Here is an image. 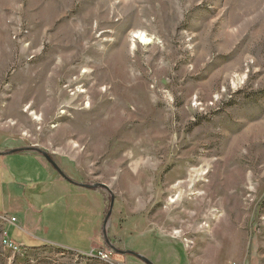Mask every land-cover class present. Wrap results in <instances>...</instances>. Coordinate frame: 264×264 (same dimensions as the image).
I'll use <instances>...</instances> for the list:
<instances>
[{"label":"rangeland","instance_id":"1","mask_svg":"<svg viewBox=\"0 0 264 264\" xmlns=\"http://www.w3.org/2000/svg\"><path fill=\"white\" fill-rule=\"evenodd\" d=\"M31 147L98 192L115 253L8 248L27 205L0 198V264H264V0H0V152ZM47 196L40 236L81 223Z\"/></svg>","mask_w":264,"mask_h":264},{"label":"crops","instance_id":"2","mask_svg":"<svg viewBox=\"0 0 264 264\" xmlns=\"http://www.w3.org/2000/svg\"><path fill=\"white\" fill-rule=\"evenodd\" d=\"M0 153H6L0 154V198L2 206H5L7 200H13V198L17 200L22 196L27 205V208L25 209V219L23 221L17 220V222H15L19 224L16 228H19L21 231V237L18 238L19 242L24 244H27L28 242L50 244L56 247L71 248V250L82 253L95 250V244L100 240L98 236L99 233H97L99 232V229L97 213L94 209L92 210L93 206L89 201L93 198L96 205V203H98L97 201H99L98 192H93L85 186H78L74 183L75 181H68L63 178V176L38 152L26 150L12 154L7 151ZM9 158H12V160L19 163V165L16 166L18 167L19 173L16 171L14 173L12 169L7 166L6 163L9 162ZM27 189L34 191V193L31 194V198L25 194ZM44 194H46V196L50 195L54 197L57 202L65 200L67 209L73 210V213L76 216L80 215L79 219H81V215L83 216L80 220L81 223L70 226V228L66 227L65 229L64 224H62V219L54 222L47 221L44 226L45 237L40 236L38 230L42 219L41 217H38L39 213L36 212L34 206L38 208L35 205L38 200L36 198H39ZM34 199L36 200L34 201ZM22 203L23 201H20V204ZM92 213H95L96 216L94 222L87 220L84 216ZM4 215L6 214L0 212V219ZM8 225L15 226L9 221H6L4 226L5 229ZM66 232H69L71 234L70 237H74L76 241H82L88 246H85L86 248L81 250L78 249V246H73L74 244H70L67 241V238L65 237Z\"/></svg>","mask_w":264,"mask_h":264},{"label":"built area","instance_id":"3","mask_svg":"<svg viewBox=\"0 0 264 264\" xmlns=\"http://www.w3.org/2000/svg\"><path fill=\"white\" fill-rule=\"evenodd\" d=\"M8 221L10 223H15V222H17V219L14 217H10ZM2 237H3L2 242H3L4 246H6L8 248L14 249L17 252H21V251L28 249V246L25 245L24 243H20V242H17L16 240L11 239L10 236L8 235L7 231L4 232V236H2ZM93 251H92L93 255H95L96 257H98L104 261L112 259V256L115 253V250L112 249V247L109 249L97 250L96 254L93 253Z\"/></svg>","mask_w":264,"mask_h":264},{"label":"water","instance_id":"4","mask_svg":"<svg viewBox=\"0 0 264 264\" xmlns=\"http://www.w3.org/2000/svg\"><path fill=\"white\" fill-rule=\"evenodd\" d=\"M37 150L38 152L42 153L43 156L47 159V161L63 176V177H67L66 174L61 170V168L58 166V164L55 162V160L45 151L38 149L36 147H31V148H15L12 151H8V153H17V152H22L25 150ZM0 154H6V153H0ZM69 180V178L67 179ZM105 186V185H104ZM113 205V201L112 204ZM112 208V207H111ZM111 215V210L109 211V213L107 214L106 220H108L109 216ZM128 254H133L139 257V259H142L144 262H146L147 264H154L149 258L143 256V255H139L133 251H128Z\"/></svg>","mask_w":264,"mask_h":264},{"label":"bare ground","instance_id":"5","mask_svg":"<svg viewBox=\"0 0 264 264\" xmlns=\"http://www.w3.org/2000/svg\"><path fill=\"white\" fill-rule=\"evenodd\" d=\"M138 34V33H137ZM141 34V33H140ZM141 37V36H139ZM143 37V36H142ZM141 37V38H142ZM145 40V39H143ZM102 90H106L105 89V86ZM83 91V90H82ZM84 92V91H83ZM87 104H90L89 101L87 102ZM137 111V110H136ZM134 112V111H133ZM129 116H132L131 114L128 113ZM161 115V114H160ZM164 117V116H163ZM167 119V118H166ZM162 120V119H161ZM162 122L164 123V121L162 120ZM168 122V121H167ZM146 125V124H145ZM177 125V124H176ZM150 128V127H149ZM205 171L204 170H201V169H197L194 171V174L191 175L190 177V182L189 183H194L196 180L200 181L204 176H205ZM240 181V180H239ZM238 182V181H237ZM183 183H179L175 188H174V196L170 197V202L169 203H173L175 202L177 199H179L183 193L181 191V188L183 187ZM241 190V189H240Z\"/></svg>","mask_w":264,"mask_h":264},{"label":"trees","instance_id":"6","mask_svg":"<svg viewBox=\"0 0 264 264\" xmlns=\"http://www.w3.org/2000/svg\"><path fill=\"white\" fill-rule=\"evenodd\" d=\"M67 176V175H66ZM66 179H68V176L66 177Z\"/></svg>","mask_w":264,"mask_h":264}]
</instances>
